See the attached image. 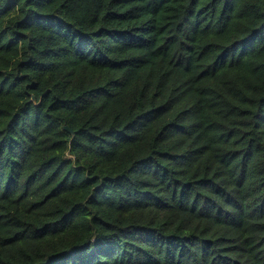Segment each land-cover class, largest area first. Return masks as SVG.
I'll list each match as a JSON object with an SVG mask.
<instances>
[{"label": "trees", "instance_id": "16d2710c", "mask_svg": "<svg viewBox=\"0 0 264 264\" xmlns=\"http://www.w3.org/2000/svg\"><path fill=\"white\" fill-rule=\"evenodd\" d=\"M0 264H264V0H0Z\"/></svg>", "mask_w": 264, "mask_h": 264}, {"label": "water", "instance_id": "95a60500", "mask_svg": "<svg viewBox=\"0 0 264 264\" xmlns=\"http://www.w3.org/2000/svg\"><path fill=\"white\" fill-rule=\"evenodd\" d=\"M63 128H64L65 131L69 132V129L66 126H64Z\"/></svg>", "mask_w": 264, "mask_h": 264}]
</instances>
